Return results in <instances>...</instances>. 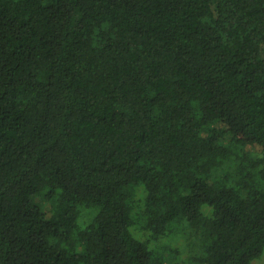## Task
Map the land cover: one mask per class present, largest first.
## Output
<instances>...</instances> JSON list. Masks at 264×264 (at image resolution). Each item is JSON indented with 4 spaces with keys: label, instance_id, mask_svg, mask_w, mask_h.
<instances>
[{
    "label": "trees",
    "instance_id": "16d2710c",
    "mask_svg": "<svg viewBox=\"0 0 264 264\" xmlns=\"http://www.w3.org/2000/svg\"><path fill=\"white\" fill-rule=\"evenodd\" d=\"M174 221L264 250V0H0V264H168Z\"/></svg>",
    "mask_w": 264,
    "mask_h": 264
},
{
    "label": "rangeland",
    "instance_id": "374dc122",
    "mask_svg": "<svg viewBox=\"0 0 264 264\" xmlns=\"http://www.w3.org/2000/svg\"><path fill=\"white\" fill-rule=\"evenodd\" d=\"M35 201L40 202L39 197L35 198ZM42 203L44 204L43 209L48 211V204L46 202ZM204 209L209 210L210 208ZM82 224V220L79 219V225ZM171 225L174 228L171 235L164 236L157 241L150 240L148 245L155 253L164 255L168 264H190V258L202 252L200 238L189 236V231L187 227H185V222L174 221ZM146 237H149L147 233ZM250 264H264V250L262 254Z\"/></svg>",
    "mask_w": 264,
    "mask_h": 264
}]
</instances>
